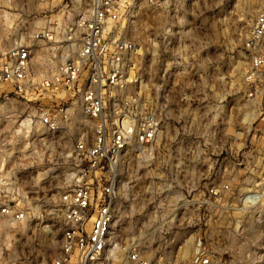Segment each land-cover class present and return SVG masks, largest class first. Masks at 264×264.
<instances>
[{"label":"clouds","instance_id":"obj_1","mask_svg":"<svg viewBox=\"0 0 264 264\" xmlns=\"http://www.w3.org/2000/svg\"><path fill=\"white\" fill-rule=\"evenodd\" d=\"M0 264H264V0H0Z\"/></svg>","mask_w":264,"mask_h":264}]
</instances>
